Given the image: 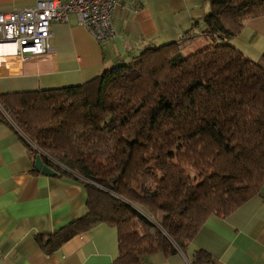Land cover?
<instances>
[{
	"label": "trees",
	"instance_id": "trees-1",
	"mask_svg": "<svg viewBox=\"0 0 264 264\" xmlns=\"http://www.w3.org/2000/svg\"><path fill=\"white\" fill-rule=\"evenodd\" d=\"M206 45L147 46L85 82L0 94L24 137L82 182L86 213L41 241L46 251L97 222L117 230L111 264L181 250L210 215L264 186V54L228 41L264 0H207ZM27 145L31 153L36 152ZM50 166L46 159H42ZM204 249L190 264H212Z\"/></svg>",
	"mask_w": 264,
	"mask_h": 264
},
{
	"label": "crops",
	"instance_id": "crops-1",
	"mask_svg": "<svg viewBox=\"0 0 264 264\" xmlns=\"http://www.w3.org/2000/svg\"><path fill=\"white\" fill-rule=\"evenodd\" d=\"M34 1L0 0V12ZM208 11L207 0H121L111 13L115 35L104 42L75 14L52 21L50 53L25 54L16 74L0 58V94L80 84L147 46L178 42L185 53L193 51L208 43L203 33ZM228 42L258 60L264 54V15L247 18ZM13 49L5 45L0 52ZM34 159L0 105V264H111L118 254L117 230L106 222L84 228L49 252L41 246L49 234L86 213V195L82 182L43 174ZM197 249L207 251L212 264H264V186L225 216L210 215L182 250L153 251L139 264H190Z\"/></svg>",
	"mask_w": 264,
	"mask_h": 264
},
{
	"label": "built area",
	"instance_id": "built-area-1",
	"mask_svg": "<svg viewBox=\"0 0 264 264\" xmlns=\"http://www.w3.org/2000/svg\"><path fill=\"white\" fill-rule=\"evenodd\" d=\"M121 0H36L21 9L0 12V48L5 45L14 47L11 53L0 52V58L7 64L11 74L19 72L17 63L25 54L42 55L52 51L48 45L52 21H66L75 14L79 23L98 42H104L115 35L111 13L115 4ZM1 51V50H0ZM26 141L27 138L25 137ZM29 142V141H27ZM30 145L36 154L46 159L50 167L69 171L65 165ZM54 170V169H53Z\"/></svg>",
	"mask_w": 264,
	"mask_h": 264
},
{
	"label": "water",
	"instance_id": "water-1",
	"mask_svg": "<svg viewBox=\"0 0 264 264\" xmlns=\"http://www.w3.org/2000/svg\"><path fill=\"white\" fill-rule=\"evenodd\" d=\"M34 165L35 168L43 174H47V175L56 174L55 171L50 166H48L43 162L42 158L39 155H35Z\"/></svg>",
	"mask_w": 264,
	"mask_h": 264
},
{
	"label": "rangeland",
	"instance_id": "rangeland-1",
	"mask_svg": "<svg viewBox=\"0 0 264 264\" xmlns=\"http://www.w3.org/2000/svg\"><path fill=\"white\" fill-rule=\"evenodd\" d=\"M27 141H29V144L31 143L33 146H36V147L38 146L35 142H33L32 140H30L29 138H27Z\"/></svg>",
	"mask_w": 264,
	"mask_h": 264
}]
</instances>
